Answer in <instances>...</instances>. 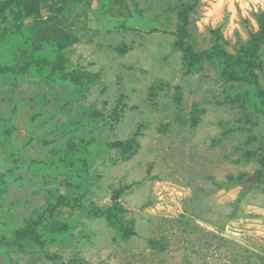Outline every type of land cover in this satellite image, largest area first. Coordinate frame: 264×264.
Returning a JSON list of instances; mask_svg holds the SVG:
<instances>
[{
	"label": "rangeland",
	"instance_id": "obj_1",
	"mask_svg": "<svg viewBox=\"0 0 264 264\" xmlns=\"http://www.w3.org/2000/svg\"><path fill=\"white\" fill-rule=\"evenodd\" d=\"M0 264H264V0H0Z\"/></svg>",
	"mask_w": 264,
	"mask_h": 264
},
{
	"label": "trees",
	"instance_id": "obj_2",
	"mask_svg": "<svg viewBox=\"0 0 264 264\" xmlns=\"http://www.w3.org/2000/svg\"><path fill=\"white\" fill-rule=\"evenodd\" d=\"M33 8H34V5L32 4L31 6H28L27 9H30V11H31V9H33ZM34 12H36V14H39V13H40V10H39V9H38V10H34ZM242 178H243V176L240 175V176H239V179H242ZM230 179H231V180H234L235 178H234L233 176H231ZM29 229H30V228H29ZM28 232H31V231L29 230ZM26 234H28V233H25V235H26ZM28 235H29L28 237L31 238V239H32V237L34 236V234H33L32 232L29 233Z\"/></svg>",
	"mask_w": 264,
	"mask_h": 264
},
{
	"label": "water",
	"instance_id": "obj_3",
	"mask_svg": "<svg viewBox=\"0 0 264 264\" xmlns=\"http://www.w3.org/2000/svg\"><path fill=\"white\" fill-rule=\"evenodd\" d=\"M42 13H43V10H42Z\"/></svg>",
	"mask_w": 264,
	"mask_h": 264
}]
</instances>
